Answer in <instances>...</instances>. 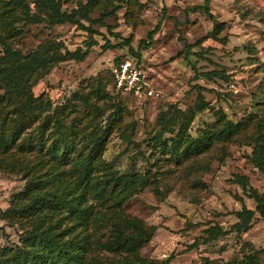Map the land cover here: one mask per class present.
<instances>
[{
	"label": "rangeland",
	"instance_id": "obj_1",
	"mask_svg": "<svg viewBox=\"0 0 264 264\" xmlns=\"http://www.w3.org/2000/svg\"><path fill=\"white\" fill-rule=\"evenodd\" d=\"M140 3L144 5L142 9ZM204 3L205 0L115 2L109 6V11L115 12L104 19L105 25L82 20L98 33L69 22L49 26L46 22L8 18L14 31L8 41L24 53L46 39L63 41L71 50L86 49L87 41L97 40L83 61L57 63L36 81L33 91L72 109L66 112L69 120L82 117L88 121L93 115L87 117L90 104L95 102L105 111L99 119L94 117L92 124L98 121L103 126L115 104H121V115L106 136L103 159L124 172L150 174L147 186L136 191L125 207L129 214L158 227L142 254L158 260L172 257L168 264H204L207 259L210 264H233L235 258L250 252V245L264 248L263 220H256L249 231L240 235L230 232L213 241L203 238L210 226L219 224L231 229L235 222L245 221L246 217L238 214L243 205L256 207V201L233 180L236 174L247 175L251 184L264 192V175L252 162L253 146L234 139L226 141V145L214 144L205 153L180 163L161 150V142H154L158 137L171 143L176 131L160 133L159 117L166 114V119L171 120L177 109L188 112L193 108L199 96L197 85L204 87L207 105L192 122L190 132L194 135L208 125L220 126L225 117L235 124L250 123V131L259 119L264 120V0H210L218 27L204 9L192 10ZM62 8L72 11L77 1L62 0ZM103 12L97 8L91 17L99 20ZM158 23L161 25L152 44H141L143 40L150 42L149 32ZM3 28L0 22V35ZM108 40L123 46L105 48ZM1 49L2 46L0 56L4 53ZM122 59H131L142 67L153 96L116 91L110 81L114 67ZM196 69L217 73L197 78ZM99 83L105 89L96 95L94 88ZM85 96L89 97L86 103ZM175 127L178 130L179 126ZM25 185V176L16 174L13 166L0 167V246L20 241L21 229L10 225L3 212L12 206ZM196 241L200 242L193 246Z\"/></svg>",
	"mask_w": 264,
	"mask_h": 264
},
{
	"label": "trees",
	"instance_id": "obj_2",
	"mask_svg": "<svg viewBox=\"0 0 264 264\" xmlns=\"http://www.w3.org/2000/svg\"><path fill=\"white\" fill-rule=\"evenodd\" d=\"M76 1L77 8L72 11L62 8V0L0 2V22L5 32L2 35L1 31L0 35L4 51L0 56V167L13 166L16 174L26 178L24 190L3 212L10 225L21 229L20 241L13 246H0V264H168L172 257L158 260L142 254V248L152 240L158 227L129 214L125 207L136 191L147 186L150 174L147 171L141 175L136 170L124 172L103 159L106 136L121 115V104H115L103 126L98 121L92 124L94 117L99 119L104 115L101 105L90 104L91 113L87 117L93 115L88 121L82 117L69 120L66 112L71 113L72 109L33 91L36 81L57 63L68 59L83 61L97 40L87 41L86 49L71 50L63 41L46 39L28 53L15 49L8 41L14 34L10 17L26 23L46 22L49 26L69 22L98 33L82 20L105 25L104 19L115 12L109 11V6L126 0ZM32 3H35L33 8ZM140 5L142 9L144 5ZM97 8L104 12L101 19L94 20L91 13ZM118 8V5L114 7ZM198 8L204 9L216 27L219 26L210 10V0L193 6L192 10ZM160 25L149 32L150 42L143 40L141 44L150 46ZM122 46L110 40L104 45L105 48ZM214 73L197 70L196 77H210ZM111 82L114 85L113 76ZM104 89L99 83L94 88L95 94ZM197 89L198 100L188 112L177 109L171 120L166 119V114L159 117L160 133L176 131L171 143L158 137L154 142H161V150L181 163L205 153L214 144L226 145V141L236 139L240 144L253 146L252 162L264 175V120L259 119L250 131V123L235 124L225 117L220 126L208 125L194 135L190 132L192 122L207 105L202 93L204 87L197 85ZM87 101L89 97L85 96L83 102ZM75 107L78 109L77 103ZM233 180L256 201V207L243 205L238 214L246 220L235 222L231 229L219 224L205 229L204 241L217 240L230 232L240 235L249 231L256 220L264 221V192L260 193L247 175L236 174ZM249 247V253L232 263L264 264V248ZM210 262L207 259L204 264Z\"/></svg>",
	"mask_w": 264,
	"mask_h": 264
},
{
	"label": "built area",
	"instance_id": "obj_3",
	"mask_svg": "<svg viewBox=\"0 0 264 264\" xmlns=\"http://www.w3.org/2000/svg\"><path fill=\"white\" fill-rule=\"evenodd\" d=\"M113 78L117 92L137 97L154 95L142 67L131 59H123L114 67Z\"/></svg>",
	"mask_w": 264,
	"mask_h": 264
}]
</instances>
